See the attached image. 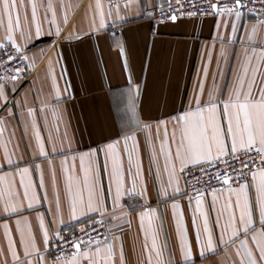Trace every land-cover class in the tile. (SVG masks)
I'll list each match as a JSON object with an SVG mask.
<instances>
[{"label": "crops", "instance_id": "1", "mask_svg": "<svg viewBox=\"0 0 264 264\" xmlns=\"http://www.w3.org/2000/svg\"><path fill=\"white\" fill-rule=\"evenodd\" d=\"M167 0H132L125 6V0L113 4L112 17H107L109 5L101 0L106 13V26L103 30L96 27L99 24V15L96 9V0H34L37 4V22L41 26L42 35L35 36V22L31 19V3L33 0H24L20 7V25L25 35L31 29L32 39L25 43L20 40L19 30L17 40L22 48H27L26 69L16 76H10L0 81L4 84V93L7 100L0 99V164L5 163L4 144H7L9 155L14 166L4 167V172L15 173L17 169L29 167L40 203L32 209L22 211L19 215H4L0 212V264H14L12 252L9 249V240L19 255L20 264H27L24 257V246L21 243V234L17 230L16 220L28 217L29 227H24V240L29 236L35 237L36 244L44 254L46 264H53L55 258L48 253L49 244L43 240V230L40 227V217L43 214L44 225L48 229L50 242L53 233L74 229L77 225L91 217L100 216L108 222L109 236L107 242L112 243L116 255L115 264H121V246L123 249V264H148L151 236L146 239L147 219L144 229L141 228L139 213L144 208H155L158 225L157 244L164 250L165 258L169 251L175 254L177 261L181 260L179 251V237L177 222L182 218L190 239L195 238L193 214L197 219V226L203 229V216L196 212L195 194L175 195L172 199L157 197V183L154 179L157 169L163 170L165 159L160 151L164 139V126L160 127V137L157 138L156 123L167 121L169 145L175 150L176 144L171 141V134L176 128V140L179 141L180 132L171 119L193 100L199 91L200 81H204V96L215 77L216 86L225 95L245 59V49L251 53L253 47L259 53V44L241 43V38L247 39L246 27L257 23L264 18L243 16L238 21L237 33L233 34L231 23H223L217 27L226 15L210 14L207 16H179L175 21H161L151 24L143 13L145 7L154 4H164ZM19 2V0H18ZM49 2L55 10V22L51 23L52 11L47 9ZM119 5V14L122 20H116V5ZM63 5V6H62ZM27 15V21L25 16ZM67 15V23L64 16ZM15 19V17H14ZM234 19V17L228 18ZM95 20V24L93 23ZM108 23L118 24L119 33H110ZM7 21L0 26V38L5 36ZM61 29L59 36L56 28ZM223 36L222 40L220 37ZM82 37V38H76ZM228 37H233L229 40ZM264 37V26H261L258 39ZM215 38V39H214ZM123 46V53L120 45ZM11 45V42H6ZM221 45L224 55L221 56ZM211 53V59H209ZM256 64L255 55L252 60ZM207 65V76L204 66ZM251 74V70L249 71ZM257 85H264V62L258 66L256 74ZM131 92L137 108V114L142 122H151V141L148 133L131 127V114L127 111L128 93ZM59 96V99L56 97ZM204 98V97H202ZM33 109L32 113L28 109ZM55 110V111H54ZM35 121V125H33ZM122 123L128 126L122 128ZM39 131L41 138L49 152L47 158L40 155L36 148L35 132ZM130 131L136 132L138 148L133 152L131 170H137L139 164L143 178L146 181V196H140V185L137 192H129L121 198V211L112 212V199L107 195L109 186L108 172L105 171V156L103 148L112 140L120 139ZM56 147L75 149L74 152L51 154ZM132 148V141H129ZM97 150L99 162L98 184L105 192V207L107 212L86 213L77 221L69 222L67 208V189L64 167L72 169L71 157H78L81 152ZM125 175L129 168L128 153L124 150V142L120 139L118 145ZM39 157V158H37ZM67 157V162L62 161ZM51 162V166H50ZM41 169H35V165ZM203 164V163H202ZM74 175L80 184H74L73 192L83 189V173L79 170V159L75 161ZM109 161V169H110ZM177 167L179 163L177 162ZM193 167L191 165L188 168ZM56 173V190L52 185V171ZM43 173L44 188H39V180ZM19 175L15 176L17 189L21 194V201L26 207L28 201L23 199V188L19 185ZM131 181L126 180V187L131 188ZM180 188L184 189L183 179ZM114 190V189H113ZM172 192V189H169ZM45 193L47 199H43ZM59 195L63 209L62 219L56 213V195ZM203 208L207 212L209 228L218 232L215 221L224 203L226 193L218 199L215 210L212 207L213 193L202 192ZM85 198L87 196L84 190ZM191 195V206H189ZM172 200L178 202L175 213L171 207ZM51 209V211H49ZM110 216H116L111 219ZM221 223L223 217L220 218ZM250 237V234H249ZM241 239L245 237L241 236ZM251 243V242H250ZM147 245V248L145 247ZM239 241L220 248L203 259H197L196 264H210L219 261V264H230L237 261L235 247ZM193 245V252L196 253ZM153 264H155V254ZM35 260V253L32 255Z\"/></svg>", "mask_w": 264, "mask_h": 264}, {"label": "snow or ice", "instance_id": "2", "mask_svg": "<svg viewBox=\"0 0 264 264\" xmlns=\"http://www.w3.org/2000/svg\"><path fill=\"white\" fill-rule=\"evenodd\" d=\"M132 0H125V6H128ZM264 3V0H260ZM24 0H0V26H3L5 19L7 26L5 29V36L0 38V47H5L6 42H11L16 56L8 55L9 61L14 58L21 60H28L27 48H22L16 37V32H20V40L28 43L31 39V29L25 35L24 29L20 25V7L23 6ZM180 3V0H177ZM63 6V5H62ZM37 4L31 3V19L35 22V36L42 35L41 26L37 22ZM48 10L52 11L50 22H55V10L51 2L46 6ZM112 0H109V9L107 17H112ZM214 14L226 15L222 21L217 22V27L223 23L227 26L231 23L232 33H237L238 21H240L243 12L242 8L247 7V0H233V3L219 4L212 3L210 5ZM96 9L99 15V24L96 27L103 30L106 26V13L104 11L101 0H96ZM249 11H256L254 8H249ZM181 15L195 16L198 13L188 12L180 13ZM264 16V11L260 13ZM15 17V19H14ZM116 20H122L123 17L119 14V5H116ZM175 21L177 16L173 14L170 17ZM27 21V15L25 16ZM67 15L64 16V22L67 23ZM95 24V20H93ZM261 26H264V19H260L257 23L246 27L247 39L241 38V43L259 44V53L257 49L252 48L251 53L245 49V59L240 65V71L233 80L231 86L227 90V94L220 90L213 78V84L209 86L206 97L204 96V81L201 80L199 84V91L194 95L193 100L188 103L184 111L179 112L171 119L179 128L180 138L176 140V131L174 128L171 134V141L176 144L173 151L169 145V133L167 130V121L160 120L156 123L155 135L160 137V127L164 126V139L161 142L160 151L164 156L165 163L163 170L157 169L154 179L157 183V197L161 200L172 199L173 196L182 194V191H187L189 184L195 185L203 182V175L199 180H189L184 175L188 171V166L199 167L202 163L208 164L209 167H215L217 163L224 166L223 175L220 171L215 172L217 181H222L223 186L218 189H212L213 204L215 210V203L218 199L216 193L225 196L224 203L221 205L219 215L215 221L219 231L209 228L207 212L203 208V193L198 189L195 192L196 212L203 216V229L197 226V219L195 213L193 214V226L195 228V238L190 239L187 228L183 224L182 218L177 222V234L179 237V251L181 260L175 259V254L169 251L167 258H165L164 250L157 244L158 225L155 223L156 212L155 208H144L139 213L141 228L144 229V222L147 219V229L145 230L146 239L151 236V249H149L148 264H153V255L155 254V264H196L197 259H203L207 255L220 250V248H227L228 245L239 241V245L235 247V252L238 257V264H264V85H257L256 74L258 66L264 62V37L258 39V34ZM61 29L56 28V35L59 36ZM82 38V37H76ZM222 40L223 36L220 37ZM215 39V38H214ZM232 40L233 37H228ZM120 51L123 53L124 49L120 45ZM224 55V48L221 45V56ZM255 55L256 64L252 63ZM211 59V53H209ZM251 70V74L249 71ZM17 74L21 71L20 68L14 70ZM204 74L207 76V65L204 66ZM17 77L13 76L11 79L15 80ZM204 97V98H202ZM60 97L57 96L56 99ZM0 99L7 100L4 93V84L0 83ZM128 112L131 114L130 126L138 128L148 133L147 139L151 141L152 124L151 122H142L137 114V108L133 100L131 92L127 96V104L125 105ZM33 109L29 108L28 112L31 114ZM55 111V110H54ZM35 125V121H33ZM128 126L127 123H122V128ZM3 133V128H0V135ZM120 139L124 142V150L128 153L129 168L127 176L125 175L122 160L119 154L118 145ZM120 139L112 140L107 143L104 148L105 156V171L108 172L109 186L107 195L112 199V212L121 211V198L129 192H137V184L140 185V196H146V181L143 178L139 164L135 173L131 170V162L133 152L138 148L136 139V132L130 131L123 135ZM36 148L41 156L47 158L49 152L46 150V144L41 138L39 131L35 132ZM129 141H132V148H129ZM4 147L5 163L0 164V212L4 215H19L20 212L32 209L35 205L40 203L36 191L37 185L33 184L31 179V169L29 167L19 168L15 173L4 172V167L14 166L13 161L9 155L7 144ZM75 149L53 147L51 149L52 155H57L62 152H74ZM243 153L247 159V163H240L237 167L232 168L228 165V159L236 161L239 154ZM39 158V157H37ZM79 159V170L83 173V189L73 192L74 184H80V180L74 175L76 165L75 161ZM72 169L67 167L63 171L67 174L70 171L73 174L65 176L67 189V208L69 213V222H74L79 217L86 213L93 212H107L105 207V192L102 186L98 184L99 162L97 157V150L92 149L88 152L79 153L78 157L73 155ZM110 161V169H109ZM67 162V157L62 161V165ZM177 162L179 167H177ZM51 166V162H50ZM41 165L36 164L35 169H41ZM203 168L201 173L203 174ZM19 175V185L23 188V199L28 201L25 207L21 201V194L17 189L15 176ZM52 185L53 190H56V173L52 171ZM250 177V178H249ZM184 180L185 188H180L181 180ZM211 179V178H210ZM126 180L131 181V188L126 187ZM232 181V182H230ZM39 188H44L43 173L38 184ZM172 192H169V189ZM114 189V190H113ZM84 190L87 192L85 198ZM43 199H47L45 193ZM189 206H191L192 197L189 195ZM171 207L175 213L179 207L177 201L172 200ZM51 211V209H49ZM56 213L61 216L60 223L63 224L62 219L63 209L60 198L56 195ZM40 217V227L43 230V240L47 246L50 243L48 229L44 225L43 214L38 213ZM221 217L223 222L221 223ZM111 219H116V216H110ZM99 224L100 221H89V232L91 235L83 237H74L72 241L71 252L60 251L53 264H115L113 257L116 255L112 243L105 239L102 241L95 230L91 228V224ZM17 230L21 234V243L24 246V257L27 264H46L44 254L38 248L35 237L29 236V240H24V227H29L28 217L16 220ZM84 231L83 227L79 229ZM250 234V237H249ZM96 239H93V236ZM57 241H63L59 231L53 233ZM245 237L241 239L240 237ZM251 242V243H250ZM68 242L65 241V244ZM193 245L196 247V253L193 252ZM147 248V245H145ZM9 249L12 252V260L14 264H20L19 255L13 248L11 239L9 240ZM35 253L36 259H32ZM121 264H123V249L121 246ZM210 264H219V261H212ZM230 264H237V261H230Z\"/></svg>", "mask_w": 264, "mask_h": 264}, {"label": "built area", "instance_id": "3", "mask_svg": "<svg viewBox=\"0 0 264 264\" xmlns=\"http://www.w3.org/2000/svg\"><path fill=\"white\" fill-rule=\"evenodd\" d=\"M123 0H112V3L115 4L117 2H121ZM106 4L109 5V0H105ZM212 3L219 4H228L231 6L233 0H180V3H177V0H167L164 4H154L144 8L143 13L149 18L151 24H157L161 21L171 20L170 17L175 14L177 17L179 16H187L181 15L180 13H188V12H196L198 13L195 16H207L213 14V10L210 5ZM249 8H254L256 11H249ZM243 12V16H254L255 18H264L260 13L264 11V3H261L260 0H247V7L241 9ZM108 32L110 33H119L121 27L118 24L108 23L107 24ZM8 55L16 56L14 49L11 45H7L5 47H0V81L6 80L10 76L17 74L14 70L16 68H20L21 71H24L27 66V60H21L19 58H14L9 61L7 59ZM247 163V159L243 153L239 154V158L236 161L228 159L227 163L230 167L235 168L240 163ZM201 168H203V174L201 173ZM220 171L221 175L224 172V166L217 163L215 167H209L208 164H201L199 167H190L188 171L184 173L185 176L188 177L189 180L197 179L199 180L203 175V182L195 185L189 184L187 187L186 194H195L198 189L201 192H211L212 189H218L223 186L222 181H217L215 178V172ZM211 178V179H210ZM250 178V177H249ZM184 182V180H183ZM232 182V181H230ZM185 188V183H184ZM100 223H92L91 228L95 230V233L99 235V238L104 241L109 236L108 230V222L100 216L91 217L88 220L77 225L72 230H65L60 232L61 236H63V241H57L55 237L51 240L48 253L52 258H56L59 256L60 251L71 252L72 250V241L74 237H83L85 235H91L89 232V221H97ZM83 227L84 231L81 232L79 229ZM93 239H96V236H93ZM65 241L68 243L65 244Z\"/></svg>", "mask_w": 264, "mask_h": 264}]
</instances>
